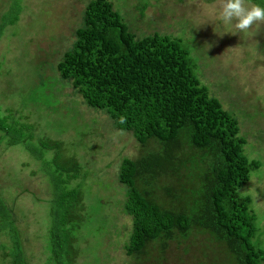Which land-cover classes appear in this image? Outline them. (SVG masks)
<instances>
[{
	"label": "trees",
	"instance_id": "trees-1",
	"mask_svg": "<svg viewBox=\"0 0 264 264\" xmlns=\"http://www.w3.org/2000/svg\"><path fill=\"white\" fill-rule=\"evenodd\" d=\"M138 1L143 11L148 0ZM14 8L16 14L0 24V34L3 26L17 20L19 5ZM83 20L75 29L73 48L51 67L58 73L57 79L51 75L56 79L52 87L59 88L60 81L70 83L87 105L113 120L115 129L132 132L140 144L161 145L136 158L124 156L118 165L117 184L125 191L122 198L113 199L132 222L124 246L128 264L141 258L152 242L161 243L158 252L164 256L168 241L185 240L194 232L220 247L224 264H264L260 212L253 196L242 190L262 161L245 152L247 139L240 133L238 116L202 83L192 45L159 31L138 38L111 0H90ZM29 104L22 97L21 108H7L4 114L0 103V145L23 143L32 157L42 160L52 191L47 264H74L80 229L93 228L99 242L109 217L107 193L101 190L110 180V166L100 167L108 181L98 177V189L93 190L87 180L98 171L68 152L61 139L31 133L35 112ZM188 145L199 150V160L188 156ZM195 168H200L196 180ZM10 214L0 197V226L10 225L13 240L6 264H30Z\"/></svg>",
	"mask_w": 264,
	"mask_h": 264
},
{
	"label": "rangeland",
	"instance_id": "rangeland-1",
	"mask_svg": "<svg viewBox=\"0 0 264 264\" xmlns=\"http://www.w3.org/2000/svg\"><path fill=\"white\" fill-rule=\"evenodd\" d=\"M89 1L0 0V24L13 17L14 7L19 5L17 20L3 26L0 34L1 112L21 108L22 97L31 103L28 108L35 112L30 120L35 123L31 133L41 136L46 132L61 139L68 152H75L81 163L95 173L98 171L87 180L93 190L98 189V177L108 181L99 173L100 167L110 166L106 169L110 180L101 190V194L107 193L104 204L109 213L99 232L101 238L95 242L93 228L80 229L74 240L78 251L73 261L128 264L130 257L124 246L132 222L122 205L113 199L122 198L125 191L117 184L118 165L124 156L136 158L141 152L159 150L161 145L155 141L140 144L132 132L115 129L113 120L103 110L87 105L70 83L60 81L56 84L59 88L52 87L58 73L51 67L73 48L75 29L84 24V10ZM111 1L126 22H130L138 38L159 31L188 41L201 68L200 71L196 68V72L209 94L220 97L223 106L238 116L240 133L247 139L245 152L262 161L261 168L252 171L242 190L253 196L260 212L259 225L263 231L258 238L264 244V25L243 35L225 32L228 26L214 15L220 0H148L143 11L137 6L138 0ZM65 120L69 121L67 127ZM62 125L64 129L57 132ZM185 148L188 156L200 159L198 149L189 145ZM199 169H194V180L199 179ZM0 197L18 228L23 247L28 250L30 264H47L52 191L42 160L32 157L23 143L0 145ZM1 218L0 215V223ZM10 230L9 224L0 226V264L11 259L5 254L13 246ZM160 245L152 242L132 264H224L226 260L220 247L207 242L205 235L198 232L185 240L168 241L164 256L158 252Z\"/></svg>",
	"mask_w": 264,
	"mask_h": 264
},
{
	"label": "clouds",
	"instance_id": "clouds-1",
	"mask_svg": "<svg viewBox=\"0 0 264 264\" xmlns=\"http://www.w3.org/2000/svg\"><path fill=\"white\" fill-rule=\"evenodd\" d=\"M214 15L216 20L228 26L225 32L243 35L254 27L264 25V0L258 3L253 0H220ZM120 123H124L123 117Z\"/></svg>",
	"mask_w": 264,
	"mask_h": 264
}]
</instances>
